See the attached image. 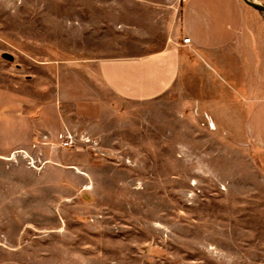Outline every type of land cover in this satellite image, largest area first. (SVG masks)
I'll use <instances>...</instances> for the list:
<instances>
[{
  "label": "rangeland",
  "instance_id": "374dc122",
  "mask_svg": "<svg viewBox=\"0 0 264 264\" xmlns=\"http://www.w3.org/2000/svg\"><path fill=\"white\" fill-rule=\"evenodd\" d=\"M182 2L0 0V79L54 86L62 61L93 77L82 59L162 49ZM257 92L242 102L264 113ZM178 101L122 103L101 134L75 135L68 148L94 167L67 177L74 194L52 193L35 153L0 156V264H264V155L203 113L189 129Z\"/></svg>",
  "mask_w": 264,
  "mask_h": 264
},
{
  "label": "crops",
  "instance_id": "0c3cea01",
  "mask_svg": "<svg viewBox=\"0 0 264 264\" xmlns=\"http://www.w3.org/2000/svg\"><path fill=\"white\" fill-rule=\"evenodd\" d=\"M185 1L180 21L162 49L139 56L82 59L81 67H90L93 77L83 70L73 77L62 61L54 86L18 74L7 76V83L0 79V156L19 149L35 153L31 156L43 164L45 185L55 180L60 184L52 193L74 194L79 187L69 186L68 178L83 182L94 165L64 141L101 134L119 104L148 106L169 94L178 95L172 114L189 129L195 112L203 113L215 123L214 129L218 123L223 130L243 134L249 146L264 155V113L242 102L246 98L251 103L258 90L256 100L264 103L261 13L243 0ZM226 6L229 11L224 12ZM185 37H190V44L183 43ZM216 106L222 108L223 120Z\"/></svg>",
  "mask_w": 264,
  "mask_h": 264
},
{
  "label": "water",
  "instance_id": "95a60500",
  "mask_svg": "<svg viewBox=\"0 0 264 264\" xmlns=\"http://www.w3.org/2000/svg\"><path fill=\"white\" fill-rule=\"evenodd\" d=\"M247 5L253 7L254 9L262 12L264 14V4L256 0H243ZM3 57L8 60H13V56L9 53H4Z\"/></svg>",
  "mask_w": 264,
  "mask_h": 264
},
{
  "label": "built area",
  "instance_id": "2783aa9c",
  "mask_svg": "<svg viewBox=\"0 0 264 264\" xmlns=\"http://www.w3.org/2000/svg\"><path fill=\"white\" fill-rule=\"evenodd\" d=\"M190 42H191L190 37H185L183 39V43L184 44H190ZM209 124H210V127L213 125L212 122H210ZM74 144H75V140H74V138L72 136H69L68 139L64 141V145L65 146L72 147ZM14 153L15 152H13L12 154H14ZM32 160H33V158H32ZM33 162H34V160H33Z\"/></svg>",
  "mask_w": 264,
  "mask_h": 264
},
{
  "label": "bare ground",
  "instance_id": "6f19581e",
  "mask_svg": "<svg viewBox=\"0 0 264 264\" xmlns=\"http://www.w3.org/2000/svg\"><path fill=\"white\" fill-rule=\"evenodd\" d=\"M83 173V172H82Z\"/></svg>",
  "mask_w": 264,
  "mask_h": 264
}]
</instances>
